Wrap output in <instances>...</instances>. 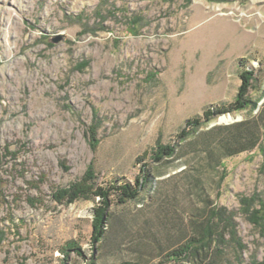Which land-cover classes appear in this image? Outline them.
I'll return each instance as SVG.
<instances>
[{
	"label": "rangeland",
	"instance_id": "374dc122",
	"mask_svg": "<svg viewBox=\"0 0 264 264\" xmlns=\"http://www.w3.org/2000/svg\"><path fill=\"white\" fill-rule=\"evenodd\" d=\"M240 58L261 97L264 0H0V264H264V219H249L260 206L245 204L264 201V127L260 148L219 166L204 142L217 151L225 130L213 127L248 112L177 137L234 99ZM157 143L176 147L173 160L150 159ZM143 163L144 189L123 204L111 195L93 248L98 198L57 194L85 177L134 184ZM206 219L222 239L179 255Z\"/></svg>",
	"mask_w": 264,
	"mask_h": 264
},
{
	"label": "trees",
	"instance_id": "16d2710c",
	"mask_svg": "<svg viewBox=\"0 0 264 264\" xmlns=\"http://www.w3.org/2000/svg\"><path fill=\"white\" fill-rule=\"evenodd\" d=\"M240 71L239 78L240 84L238 86L236 95L234 99L227 104H218L215 106L206 107L203 110L202 115L194 116L185 120L184 126H182L177 133L179 141L184 140L190 134L196 133V131L203 127L204 124L209 122L215 116L223 113H233L245 110L248 112V116L229 123L225 125H216L213 130H225V141L219 145L217 151H213L209 143L203 145V149L207 152V157L210 161H213L214 165H222L223 157H231L243 152H248L254 148H260L262 146L261 134L264 127V89L262 90V96L259 98H254L250 95V90L253 85L254 70L248 68L247 61L244 58L238 60ZM264 66V59L262 61ZM262 101V102H261ZM254 111H256L254 115ZM216 152V153H215ZM219 152V153H217ZM148 152H144L147 155ZM142 157H145V156ZM151 160L154 162L162 163L173 160L176 156V147L172 144H158L154 147L150 153ZM140 158V157H139ZM139 160V159H138ZM210 163V162H209ZM146 164H141L139 172L140 176L135 178V183L131 184L129 182H123L120 184L112 183L106 187L97 186L95 184L88 183V179L85 177L82 179L81 183L73 184L65 189H61L57 196L62 195H73L77 193L92 195L98 198L97 204L92 210V222H91V237L90 242L93 248L98 247V244L102 242L105 238L108 228V223L110 219L109 207L111 204V195H114L116 202L123 204L130 200H135L139 196L140 191H142L147 183L148 176L150 173L145 169ZM148 172V173H147ZM70 196V197H71ZM57 198V197H55ZM248 200V199H247ZM264 201L260 199L254 202L253 200L245 202L247 207L250 205L258 204L259 210L254 209L249 211V219L253 224L258 225L259 222L264 219ZM214 214L219 215L220 220H223L224 226H229L232 234H235L234 225L232 222L231 213L225 214V209L220 208L213 211ZM195 230V231H194ZM193 235L189 238L184 245L178 247L177 252L179 255H185L186 250L190 249L191 244L194 241L200 242L202 244H209L213 241V238L219 240L223 236L222 229H217V224L209 219L202 222L195 223V229ZM200 235V238L199 236ZM70 246H74L71 244ZM193 249H191L192 251ZM78 252H80L78 250ZM175 253V251H171ZM81 254V253H80ZM119 264H133L129 261H124Z\"/></svg>",
	"mask_w": 264,
	"mask_h": 264
},
{
	"label": "water",
	"instance_id": "95a60500",
	"mask_svg": "<svg viewBox=\"0 0 264 264\" xmlns=\"http://www.w3.org/2000/svg\"><path fill=\"white\" fill-rule=\"evenodd\" d=\"M239 120V119H238ZM238 120H236V119H232V122H234V121H238Z\"/></svg>",
	"mask_w": 264,
	"mask_h": 264
},
{
	"label": "bare ground",
	"instance_id": "6f19581e",
	"mask_svg": "<svg viewBox=\"0 0 264 264\" xmlns=\"http://www.w3.org/2000/svg\"><path fill=\"white\" fill-rule=\"evenodd\" d=\"M225 119H227V118H225Z\"/></svg>",
	"mask_w": 264,
	"mask_h": 264
}]
</instances>
